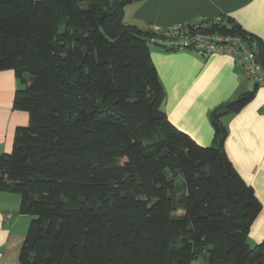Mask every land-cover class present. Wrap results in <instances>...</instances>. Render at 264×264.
<instances>
[{"label":"trees","instance_id":"1","mask_svg":"<svg viewBox=\"0 0 264 264\" xmlns=\"http://www.w3.org/2000/svg\"><path fill=\"white\" fill-rule=\"evenodd\" d=\"M134 1L0 0V70L29 114L0 153V192L33 216L19 264H264L262 203L224 146L223 117L255 90L214 109L198 144L162 108L154 32L124 21ZM221 16L211 29L256 44L264 68V41Z\"/></svg>","mask_w":264,"mask_h":264},{"label":"crops","instance_id":"2","mask_svg":"<svg viewBox=\"0 0 264 264\" xmlns=\"http://www.w3.org/2000/svg\"><path fill=\"white\" fill-rule=\"evenodd\" d=\"M223 14L264 41V0L134 1L125 6L124 21L145 30L150 25L166 27ZM150 52L165 89L164 112L174 126L200 145L214 141L213 110L245 91L255 90L253 99L240 111L223 117L228 127L224 146L262 203L250 229V243L264 241V86H257L230 54L202 56L190 49L156 45H150ZM20 86L13 69L0 70V153L12 150L17 127L29 123L27 111L13 108ZM18 210L15 197L0 192V264H19L31 219L21 217Z\"/></svg>","mask_w":264,"mask_h":264},{"label":"built area","instance_id":"3","mask_svg":"<svg viewBox=\"0 0 264 264\" xmlns=\"http://www.w3.org/2000/svg\"><path fill=\"white\" fill-rule=\"evenodd\" d=\"M223 22L221 15L213 18L200 17L189 23H177L162 28L150 25L154 32L149 38L151 45H165L174 49H190L202 56L212 53L230 54L242 64L249 78L259 86H264V68L257 59V46L240 37L224 35L213 25Z\"/></svg>","mask_w":264,"mask_h":264},{"label":"rangeland","instance_id":"4","mask_svg":"<svg viewBox=\"0 0 264 264\" xmlns=\"http://www.w3.org/2000/svg\"><path fill=\"white\" fill-rule=\"evenodd\" d=\"M2 193L4 195L6 194V195H10L11 197H15V204L16 205L18 204V207H19V210L18 211L20 212L21 195L18 194V193H15V192H4L3 191ZM19 215L21 217L26 218V219H31L32 220V218H33V216L32 215H29V214H22V213H20ZM31 220H30V222H31ZM193 262H194V264H206L205 258L203 256H199Z\"/></svg>","mask_w":264,"mask_h":264},{"label":"bare ground","instance_id":"5","mask_svg":"<svg viewBox=\"0 0 264 264\" xmlns=\"http://www.w3.org/2000/svg\"><path fill=\"white\" fill-rule=\"evenodd\" d=\"M26 239V238H25Z\"/></svg>","mask_w":264,"mask_h":264}]
</instances>
